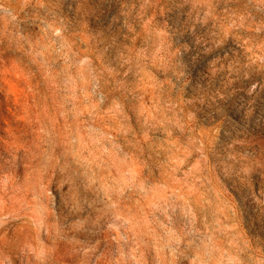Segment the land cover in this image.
<instances>
[{
    "label": "rangeland",
    "instance_id": "1",
    "mask_svg": "<svg viewBox=\"0 0 264 264\" xmlns=\"http://www.w3.org/2000/svg\"><path fill=\"white\" fill-rule=\"evenodd\" d=\"M0 264H264V0H0Z\"/></svg>",
    "mask_w": 264,
    "mask_h": 264
}]
</instances>
